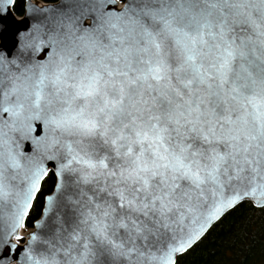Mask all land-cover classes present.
I'll return each instance as SVG.
<instances>
[{
    "label": "snow or ice",
    "instance_id": "obj_1",
    "mask_svg": "<svg viewBox=\"0 0 264 264\" xmlns=\"http://www.w3.org/2000/svg\"><path fill=\"white\" fill-rule=\"evenodd\" d=\"M26 19L0 51V264H179L236 207L264 209V0Z\"/></svg>",
    "mask_w": 264,
    "mask_h": 264
},
{
    "label": "trees",
    "instance_id": "obj_2",
    "mask_svg": "<svg viewBox=\"0 0 264 264\" xmlns=\"http://www.w3.org/2000/svg\"><path fill=\"white\" fill-rule=\"evenodd\" d=\"M25 3L26 0H16L13 10L18 16L24 14ZM50 185L51 181L45 186L46 191ZM38 212L37 205L33 217ZM179 264H264V209L253 208L248 203L236 207L182 256Z\"/></svg>",
    "mask_w": 264,
    "mask_h": 264
},
{
    "label": "water",
    "instance_id": "obj_3",
    "mask_svg": "<svg viewBox=\"0 0 264 264\" xmlns=\"http://www.w3.org/2000/svg\"><path fill=\"white\" fill-rule=\"evenodd\" d=\"M30 3L38 4L40 6L50 5L55 7L60 3V0L52 3H47L42 0H26L24 14L22 16H18L12 9V15L15 17V20L12 21L11 19H9L8 21H5L3 25H0V51H3L10 55L16 53L14 33L17 30L24 31L27 24L30 22L28 19H26V11ZM123 4L124 1L121 2L120 0H117V7H122ZM45 15V13H37L32 18L31 22L43 20ZM21 21H23V23H20ZM22 147L24 148V150H28V145L26 143H24Z\"/></svg>",
    "mask_w": 264,
    "mask_h": 264
}]
</instances>
